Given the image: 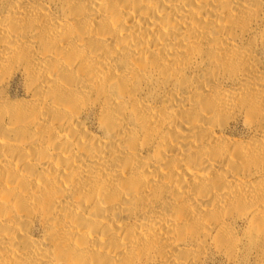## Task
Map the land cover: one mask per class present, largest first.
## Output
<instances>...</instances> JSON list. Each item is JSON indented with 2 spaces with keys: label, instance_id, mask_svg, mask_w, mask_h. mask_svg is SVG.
Here are the masks:
<instances>
[{
  "label": "bare ground",
  "instance_id": "1",
  "mask_svg": "<svg viewBox=\"0 0 264 264\" xmlns=\"http://www.w3.org/2000/svg\"><path fill=\"white\" fill-rule=\"evenodd\" d=\"M0 264H264V0H0Z\"/></svg>",
  "mask_w": 264,
  "mask_h": 264
}]
</instances>
